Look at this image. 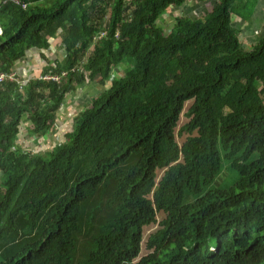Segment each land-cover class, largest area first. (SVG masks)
Instances as JSON below:
<instances>
[{
  "label": "trees",
  "instance_id": "obj_1",
  "mask_svg": "<svg viewBox=\"0 0 264 264\" xmlns=\"http://www.w3.org/2000/svg\"><path fill=\"white\" fill-rule=\"evenodd\" d=\"M42 1L0 0V73L31 50L41 74L67 72L0 84V264H264V36L246 48L235 22L257 0H212L200 16L173 14L168 29L162 15L188 0ZM52 46L58 56H46ZM86 80L103 89L63 141L15 146L24 122L51 134ZM222 156L236 183L183 203L217 177ZM159 212L151 252L136 260Z\"/></svg>",
  "mask_w": 264,
  "mask_h": 264
},
{
  "label": "rangeland",
  "instance_id": "obj_2",
  "mask_svg": "<svg viewBox=\"0 0 264 264\" xmlns=\"http://www.w3.org/2000/svg\"><path fill=\"white\" fill-rule=\"evenodd\" d=\"M209 2H212V0H188L182 8H176L173 10H169L166 13H164L161 17L165 19V25L164 28L168 29L172 26L173 23V14L176 15H190V16H200L203 12L207 11L208 6L210 5ZM52 4V0H46L42 1L40 3L41 6H50ZM264 29V27H263ZM259 36H262L259 35ZM252 34H246L242 36L243 40V46L246 48H251L253 42L255 40H251ZM259 37H256V40ZM59 50L61 48L60 46H56ZM62 52V50L59 51V53ZM54 55H57V53H53L52 55H49L50 57H53ZM85 61V60H84ZM123 68V66H121ZM123 73L122 69H117V71L112 73V76L118 77ZM95 85V86H94ZM103 88L100 84H97L96 82H92L90 80H86L82 85L78 86L76 90L72 93L69 92L65 96L64 102L60 109V115H59V123L55 126L52 131H56V133H59L58 135L55 134V136L49 135V138L47 140H44L38 142V145H35V148L29 147L28 151L31 152H44L51 147H53L56 143L61 142L64 140V133L69 131L72 127V119L73 117L82 109L86 104L89 103V97L88 95H92L91 93H95L96 91H101ZM191 104V101H188L185 103L184 108L182 110V113L180 114L178 125L175 129L176 139L179 144L183 142L186 135H179V131L181 127L189 121V117L186 115V112ZM46 136V135H45ZM39 141V138L38 140ZM222 155V152H221ZM257 157V153H253L250 156H248L247 161H252ZM164 170H157V180L160 178V176L163 174ZM238 180V172L231 168V163L225 159L222 156V163H221V169L217 177L206 187L203 189V193L201 195H194L189 192H186L183 203H191L195 201L196 199L203 196L206 192L212 191L215 189L219 190H228L231 188L236 181ZM164 219V213L159 212L156 215V223L150 224L148 226H145L143 228V234H142V242H141V252L139 257L136 260H139L142 256L147 255L151 251L147 248L146 243L149 238V236L154 233L158 228H160V222Z\"/></svg>",
  "mask_w": 264,
  "mask_h": 264
},
{
  "label": "crops",
  "instance_id": "obj_3",
  "mask_svg": "<svg viewBox=\"0 0 264 264\" xmlns=\"http://www.w3.org/2000/svg\"><path fill=\"white\" fill-rule=\"evenodd\" d=\"M237 25L241 28H243L241 36L246 34H252L251 40L256 41V37H263L264 36V0H257V3L255 5V8L253 9L252 16L248 21H242L240 19H237L235 21ZM262 36H259L261 35ZM55 46V45H54ZM52 46L49 51L46 52V56L52 55L55 53V47ZM62 53V52H60ZM45 61L40 57L38 51L31 50L28 55L23 58L21 61L16 63L15 70L20 79H27L29 77H35L37 75L41 74V71L45 65ZM95 86V85H94ZM98 93L96 91L95 93H91L92 95ZM92 95H88L89 99L92 97ZM59 123V118L55 124V126ZM28 123H23L20 128V132L18 135V139L16 142V147L20 148L24 151H28L29 147L32 149L35 148V145H38V142L47 140L49 138V135L55 136L56 131H52L51 134H48L46 136H36L31 135L29 133V127L27 126ZM54 126V128H55ZM53 128V129H54ZM39 138V141H37ZM28 148V149H27Z\"/></svg>",
  "mask_w": 264,
  "mask_h": 264
},
{
  "label": "built area",
  "instance_id": "obj_4",
  "mask_svg": "<svg viewBox=\"0 0 264 264\" xmlns=\"http://www.w3.org/2000/svg\"><path fill=\"white\" fill-rule=\"evenodd\" d=\"M0 33H1V29H0ZM106 30L102 29L98 32H96L93 36V43H95L96 41L102 39L103 37L106 36ZM67 72L63 71L61 73H52V72H48V73H43L41 75H39V77L43 80H53L56 82H60L64 77H66ZM29 79V78H28ZM28 79H18L17 78V73L16 70H14L11 73H0V84H2L4 81L6 80H11V81H17V83L20 84V88H22V86L27 82Z\"/></svg>",
  "mask_w": 264,
  "mask_h": 264
},
{
  "label": "clouds",
  "instance_id": "obj_5",
  "mask_svg": "<svg viewBox=\"0 0 264 264\" xmlns=\"http://www.w3.org/2000/svg\"><path fill=\"white\" fill-rule=\"evenodd\" d=\"M0 29H1V27H0ZM1 32H2V30H1ZM1 34V33H0ZM18 76V75H17ZM18 78V77H17ZM29 78H33V77H29ZM19 79V78H18ZM28 79V78H27ZM20 80V79H19ZM22 80V79H21Z\"/></svg>",
  "mask_w": 264,
  "mask_h": 264
}]
</instances>
